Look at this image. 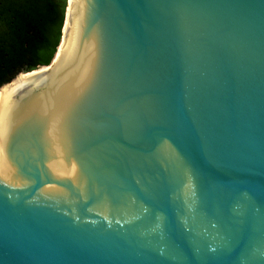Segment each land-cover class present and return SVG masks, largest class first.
I'll return each instance as SVG.
<instances>
[{"label":"water","instance_id":"obj_1","mask_svg":"<svg viewBox=\"0 0 264 264\" xmlns=\"http://www.w3.org/2000/svg\"><path fill=\"white\" fill-rule=\"evenodd\" d=\"M37 66L0 97V264H264V0H66Z\"/></svg>","mask_w":264,"mask_h":264},{"label":"trees","instance_id":"obj_2","mask_svg":"<svg viewBox=\"0 0 264 264\" xmlns=\"http://www.w3.org/2000/svg\"><path fill=\"white\" fill-rule=\"evenodd\" d=\"M65 8L66 0H0V86L50 63Z\"/></svg>","mask_w":264,"mask_h":264},{"label":"bare ground","instance_id":"obj_3","mask_svg":"<svg viewBox=\"0 0 264 264\" xmlns=\"http://www.w3.org/2000/svg\"><path fill=\"white\" fill-rule=\"evenodd\" d=\"M34 72V71H32ZM31 72L29 73H25V74H22L20 76H17L12 82L2 86L0 88V97L1 96H4L6 94H8V92L12 89L13 86H16L18 85L27 75H29Z\"/></svg>","mask_w":264,"mask_h":264}]
</instances>
